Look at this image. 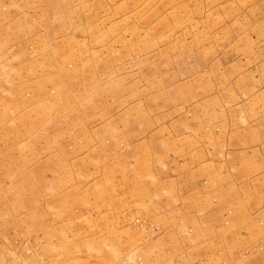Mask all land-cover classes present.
Listing matches in <instances>:
<instances>
[{"label":"rangeland","instance_id":"374dc122","mask_svg":"<svg viewBox=\"0 0 264 264\" xmlns=\"http://www.w3.org/2000/svg\"><path fill=\"white\" fill-rule=\"evenodd\" d=\"M0 264H264V0H0Z\"/></svg>","mask_w":264,"mask_h":264}]
</instances>
